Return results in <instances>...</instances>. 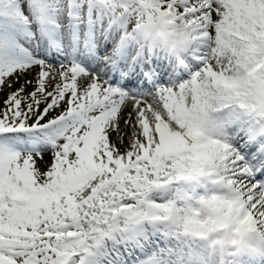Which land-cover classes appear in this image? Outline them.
Masks as SVG:
<instances>
[{
	"label": "snow or ice",
	"instance_id": "6c2138e0",
	"mask_svg": "<svg viewBox=\"0 0 264 264\" xmlns=\"http://www.w3.org/2000/svg\"><path fill=\"white\" fill-rule=\"evenodd\" d=\"M0 264H264V0H0Z\"/></svg>",
	"mask_w": 264,
	"mask_h": 264
}]
</instances>
